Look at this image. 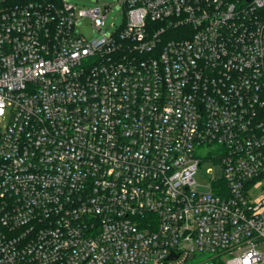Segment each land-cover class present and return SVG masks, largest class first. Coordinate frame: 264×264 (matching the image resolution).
Instances as JSON below:
<instances>
[{
  "label": "built area",
  "instance_id": "built-area-1",
  "mask_svg": "<svg viewBox=\"0 0 264 264\" xmlns=\"http://www.w3.org/2000/svg\"><path fill=\"white\" fill-rule=\"evenodd\" d=\"M119 3L0 0V264H264V0Z\"/></svg>",
  "mask_w": 264,
  "mask_h": 264
},
{
  "label": "rangeland",
  "instance_id": "rangeland-1",
  "mask_svg": "<svg viewBox=\"0 0 264 264\" xmlns=\"http://www.w3.org/2000/svg\"><path fill=\"white\" fill-rule=\"evenodd\" d=\"M78 12L81 9H90L93 7L106 8V25L104 27V35L109 36L119 27L124 20V9L119 0H68ZM75 30L85 34L87 37L102 38V34L96 31L92 25L89 16L80 17L76 22ZM198 155L204 157V149L197 150ZM222 174L221 167L218 163L203 161L195 175L197 186L200 190L206 191L214 178L220 177Z\"/></svg>",
  "mask_w": 264,
  "mask_h": 264
}]
</instances>
